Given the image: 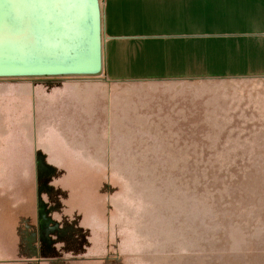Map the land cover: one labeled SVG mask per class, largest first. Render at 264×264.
<instances>
[{
	"label": "crops",
	"instance_id": "crops-1",
	"mask_svg": "<svg viewBox=\"0 0 264 264\" xmlns=\"http://www.w3.org/2000/svg\"><path fill=\"white\" fill-rule=\"evenodd\" d=\"M102 7L101 75L0 79V246L21 241L13 210L25 230L38 229L37 181H47L41 193L60 227L44 240L89 243L92 254L132 228L121 213L145 204L132 192L147 167L169 165L162 142L198 130L170 125L143 100L129 108L127 84L236 81L224 90L226 114L264 111V0H102ZM49 185L56 193L47 196Z\"/></svg>",
	"mask_w": 264,
	"mask_h": 264
},
{
	"label": "rangeland",
	"instance_id": "rangeland-1",
	"mask_svg": "<svg viewBox=\"0 0 264 264\" xmlns=\"http://www.w3.org/2000/svg\"><path fill=\"white\" fill-rule=\"evenodd\" d=\"M237 83L212 79L127 84L129 108L143 100L146 109L170 125L183 121L198 130L169 134L168 142H162L169 165L147 167L150 179L133 183L134 199L145 204L137 203L136 212L124 208L121 213L132 228H121L109 250L92 254L86 250L89 243L53 240L55 245L44 240L60 227L41 193L47 181H37L38 229L25 230L24 216L21 221L16 215L21 210H11L21 241L0 246V264H264V111L226 114L224 90ZM15 95L8 94L14 108ZM9 120L15 129L16 117ZM48 190L47 196L56 193L54 186Z\"/></svg>",
	"mask_w": 264,
	"mask_h": 264
},
{
	"label": "water",
	"instance_id": "water-1",
	"mask_svg": "<svg viewBox=\"0 0 264 264\" xmlns=\"http://www.w3.org/2000/svg\"><path fill=\"white\" fill-rule=\"evenodd\" d=\"M102 0H0V79L104 72Z\"/></svg>",
	"mask_w": 264,
	"mask_h": 264
}]
</instances>
